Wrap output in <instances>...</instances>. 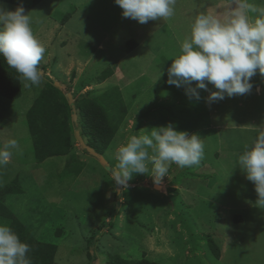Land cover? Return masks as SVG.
Wrapping results in <instances>:
<instances>
[{"label":"rangeland","instance_id":"374dc122","mask_svg":"<svg viewBox=\"0 0 264 264\" xmlns=\"http://www.w3.org/2000/svg\"><path fill=\"white\" fill-rule=\"evenodd\" d=\"M249 2L264 6V0ZM0 5L12 11L19 6ZM231 6L232 0H176L170 18L146 24L123 17L115 0H44L24 7L46 49L38 66L43 76L39 86L22 80L19 99L0 96V146L9 139L19 145L0 167V187L19 180L23 193L7 196L5 204L36 239L57 245L55 264H110L115 256L160 264H264V208L256 205L255 185L237 165L257 135L255 127L264 125V75L257 70L250 92L215 102L207 100L217 90L207 81L208 90L197 88L199 100L187 92L197 82L167 83V70L196 17L224 19ZM130 41L136 46L128 52ZM107 68L117 72L99 83ZM50 82L69 101L72 96L73 148L38 164L26 114ZM112 87L123 88L129 112L100 160L83 148L74 101ZM170 122L177 131L201 136L199 165L173 163L159 185L138 173L128 187L117 185L110 169L118 146ZM72 155L86 164L78 178L66 175ZM148 168L151 174L150 163ZM207 235L220 247V259Z\"/></svg>","mask_w":264,"mask_h":264},{"label":"clouds","instance_id":"9594fccd","mask_svg":"<svg viewBox=\"0 0 264 264\" xmlns=\"http://www.w3.org/2000/svg\"><path fill=\"white\" fill-rule=\"evenodd\" d=\"M115 3L123 10V17L146 24L170 18L176 0H115ZM45 51L24 7L12 11L0 5V56L22 80L29 82L25 86L41 83L43 72L38 66ZM257 70L264 75V6L258 7L249 0H232L224 19L212 14L196 17L190 37L182 42L180 54L167 70V83L180 87L197 82L196 88L187 90L197 100L200 99L197 88L208 90L210 83L217 90L211 91L207 100L215 102L225 96L250 92L253 87L250 81ZM255 128L257 135L238 155L237 165L255 185L256 205L264 208V125ZM18 148L15 139L0 146V167L10 162L12 149ZM203 153L204 144L198 133L177 131L170 122L152 128L150 134L127 137L116 149L117 164L110 170L115 183L124 188L134 173L151 175L159 185L171 164L180 168L199 165ZM29 252L30 246L9 225L0 223V264H31Z\"/></svg>","mask_w":264,"mask_h":264},{"label":"trees","instance_id":"16d2710c","mask_svg":"<svg viewBox=\"0 0 264 264\" xmlns=\"http://www.w3.org/2000/svg\"><path fill=\"white\" fill-rule=\"evenodd\" d=\"M4 3L16 4L27 8H35L44 0H0ZM70 14L63 18V23ZM136 46L135 41L128 43V52ZM113 69L107 68L98 77L99 83L105 82L112 74ZM0 96L8 99H19L23 96V84L20 74L8 66L0 56ZM81 126V136L86 144L99 154L104 155L110 147L116 134L126 120L129 108L119 87H112L100 94L89 92L80 94L74 101ZM73 110L69 98L63 90L50 82L37 95L34 103L26 114L27 126L33 142L35 158L38 164L56 157H64L71 153L73 148L72 118ZM85 162L72 155L67 167L66 175L78 178L85 169ZM23 193L18 179L0 187V223L9 225L19 236L22 242L30 246L27 254L31 264H55L57 245L45 243L36 239L28 228L18 219L13 210L6 204L9 195ZM210 250L217 259L221 257V249L212 235H207ZM110 264H160L149 261L129 260L115 256Z\"/></svg>","mask_w":264,"mask_h":264},{"label":"water","instance_id":"95a60500","mask_svg":"<svg viewBox=\"0 0 264 264\" xmlns=\"http://www.w3.org/2000/svg\"><path fill=\"white\" fill-rule=\"evenodd\" d=\"M56 86H60L59 84H56ZM70 102H73V99H72V96H70ZM81 138V142H82V145H83V148L89 153L91 154L92 156H95L97 158H99L100 160H104L103 159V155L99 154L97 151H95V149H93L92 147L88 146L82 139V137L80 136Z\"/></svg>","mask_w":264,"mask_h":264},{"label":"crops","instance_id":"0c3cea01","mask_svg":"<svg viewBox=\"0 0 264 264\" xmlns=\"http://www.w3.org/2000/svg\"><path fill=\"white\" fill-rule=\"evenodd\" d=\"M134 48H135V47H134ZM116 72H117V71H116ZM116 72L114 71L113 74H112L111 76H114V74H116ZM111 76H110V77H111ZM107 80H108V79H107ZM61 86H64V85L61 84ZM91 87H92V89H96V88H94L93 86H91ZM86 88H90V87H86ZM119 88H120V87H119ZM120 90L123 91V88H120ZM92 91H94V90H92Z\"/></svg>","mask_w":264,"mask_h":264},{"label":"bare ground","instance_id":"6f19581e","mask_svg":"<svg viewBox=\"0 0 264 264\" xmlns=\"http://www.w3.org/2000/svg\"><path fill=\"white\" fill-rule=\"evenodd\" d=\"M157 188H159V187H157Z\"/></svg>","mask_w":264,"mask_h":264}]
</instances>
